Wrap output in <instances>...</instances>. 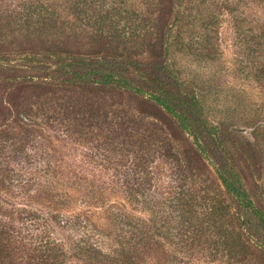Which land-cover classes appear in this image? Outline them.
<instances>
[{
	"label": "rangeland",
	"instance_id": "rangeland-1",
	"mask_svg": "<svg viewBox=\"0 0 264 264\" xmlns=\"http://www.w3.org/2000/svg\"><path fill=\"white\" fill-rule=\"evenodd\" d=\"M36 4L40 12L33 14ZM75 4L85 5L84 0H0V106L20 92L15 83L69 76L64 54L97 56L90 43L95 37L86 32V40L79 28L87 25L71 12ZM168 5L174 28L167 39L162 45L145 41L138 51L134 45ZM82 10L83 17L109 13L110 31L113 23L119 29L132 25L126 35L135 30L136 37L126 46L135 60L116 69L118 74L146 92H156L146 71L165 77L185 99L180 108L194 96L202 120L220 138L194 119L207 158L162 108L142 111L140 100H149L131 94L121 99L110 87L98 91L110 104L123 101L115 106L123 109L124 123L115 127L119 134L64 113L54 117L51 106L69 102L62 97L32 105L30 118L10 117V133L0 135V166L36 179L8 193L0 190V228L10 238L6 243L15 263L32 264L28 255L52 249L64 264H264L259 218L216 174L228 155L264 211V0H96ZM93 89L85 91L93 95ZM24 121L36 129L23 153L35 162L31 166L14 151L24 142ZM3 124L0 120V128ZM127 128L131 137L125 136ZM19 156L22 161L14 160ZM225 237L231 246L243 245L238 259L223 248Z\"/></svg>",
	"mask_w": 264,
	"mask_h": 264
},
{
	"label": "trees",
	"instance_id": "trees-1",
	"mask_svg": "<svg viewBox=\"0 0 264 264\" xmlns=\"http://www.w3.org/2000/svg\"><path fill=\"white\" fill-rule=\"evenodd\" d=\"M166 1L172 2L173 0ZM84 3L85 5H83L81 8L79 4H75V6H73L72 8L73 11L71 12L75 14L81 24L87 25L86 27L82 26L79 28L84 31L83 34L85 38H87L86 40L89 41V37L86 35V32H91L93 34V37H95L94 41L90 43L93 46L95 45L94 47L98 50L97 56H86L75 51L71 52L70 54H64V56L62 54H55L59 57H69V67L66 70V73L70 74L69 76H66L65 78L59 79L57 81L44 80L41 82H34L31 79H26L19 84L15 83L13 85V88H16V86L18 85L17 88L20 92H18L17 94L13 92V95L10 94L6 97V99L1 100L0 120L4 121L5 124H3V128H0V135L10 133L6 131L7 126H10L11 124L10 117L16 114L18 117L20 116L23 118H30L32 105L35 104V106H43L46 104L48 99H51V102L55 101L57 103L60 102L61 97L68 99L69 102L66 103L67 106H65L67 108H65L61 104V102L60 105L51 106L53 107L54 111L52 112V114H55L54 117L58 116L59 113H64L66 117L73 116L74 118L78 117V119L83 118L88 121L87 124H89L91 127H106L108 129L110 128V132L117 134L119 130L115 129V127H117V124L122 121L120 119L123 117V114H121V112H123V109H115V106H117V104L122 101L121 99L125 96V94H131L136 95L139 98H146L147 100H149L148 102L146 101L147 103L144 99L140 100L139 107L142 111H150L149 106L154 107V105L162 108L172 119L176 121V123H178V126L182 130L186 131L190 136H193V141L196 146L201 150V153L205 154L208 158L206 148L200 141L201 132L196 127V125L198 124L194 122V119L199 120V123L209 136L211 135L214 138H220V135L218 130H216L215 128H209L208 125L202 120L203 109L198 103V100L194 96L191 97L190 103L187 104L186 108L183 110L180 108V104L185 105V99L181 94L175 92L170 87V83L165 80V77L155 76L156 74L146 71L145 74L153 83V86L156 90V92H146L142 89L141 86H138L128 76L126 77L124 75L122 76L118 74L119 71H116V69H123L126 65H128V62L135 60L134 56H131L130 54L132 52L126 46L128 40L129 42H131L134 40L133 38L136 37L135 30H131V35L127 36L126 32L133 27L132 25L131 27L123 26L119 29L118 27L120 26H118V23H113L117 26L114 27V31H110L109 24L111 23L113 18H111L109 23V18L111 17L109 13H107L106 16L103 14H94L93 16L88 15L87 17H83L82 8L86 5L93 6L96 3V0H84ZM36 5L37 7H39V9L33 10V14L36 12H40V5ZM170 7L171 5L165 6V8L163 9V13L160 12L159 17L156 19L157 22H152L151 25L153 29L149 28L145 30L143 40L137 42L136 45L133 44L134 46L139 47L138 51H141V48L144 47L145 41L148 45H159L161 44L160 42L162 41V39H164L163 41L167 39L169 32H171L172 28H174V22H170ZM120 14L121 13H119V15ZM90 28H93V30L89 31L88 29ZM66 30V27H62L61 32L64 33L66 32ZM69 36V34L64 35V37L67 39L69 38ZM115 43L117 44L114 45ZM149 50L152 49L149 48ZM164 67L166 66L164 65ZM88 86L94 87V89L92 90V92H94L93 95H90V92L85 91ZM109 87L111 89L113 88V91H117L120 95L121 99H119L116 103L111 102L110 104L109 99H107V97H105L102 92L98 91L104 90L105 92H107V90H109ZM22 92L23 94H21ZM112 96L113 95H111L110 97ZM59 106L64 107L63 111L59 112ZM109 106L111 107L110 110ZM18 117H16L15 120L16 124ZM27 121H24L25 126L23 127L24 132L22 134V137L24 138V142L16 144V148L14 147V151L16 153L22 154V158L24 159V161L30 164V159L27 156L25 157V154L23 153L27 151V146L31 145V137L35 134L36 129L32 130L31 128H29V123H27ZM122 123L124 122L122 121ZM171 128L176 131L175 128ZM128 130L129 128H127L125 136L131 137L133 131L128 133ZM12 138L13 136H8V139ZM13 158L16 161H18L17 159L22 161V158L20 156ZM227 159H229L228 155H226L225 164L216 166L217 176L221 179L228 193L234 196L242 205V207L249 210L256 218H259V222L261 225L260 228L264 229V211H262L255 205L248 193V190L245 187L240 172H238ZM34 163L35 162H32L30 166L32 164L34 165ZM19 174L14 172L13 169L0 166V190L6 191L8 193L9 191L13 190V188L19 187L18 185L24 184V182L30 183V181L32 180L36 181L35 178L26 177L27 179H24ZM29 213L32 216H35L34 212ZM237 237L239 238V236ZM227 238H229V235L227 236ZM227 238H224L225 242L223 248L232 259L233 257H237L238 259L240 248L243 247V245L241 244L239 248H236V246L234 245L231 246L229 242L230 238ZM9 240L10 238L7 237V231L1 229L0 264H16L13 257L14 252H10V248L6 243V241ZM50 250L52 249H45L41 254H39V256H35V258H33L30 254L28 255L27 260H29V262H31L32 264H64L62 260H60V255L58 254V252L52 253L49 252ZM48 252L54 255H51ZM136 257L137 256L134 255H126L125 259L134 261ZM241 257L244 256H240V258Z\"/></svg>",
	"mask_w": 264,
	"mask_h": 264
}]
</instances>
